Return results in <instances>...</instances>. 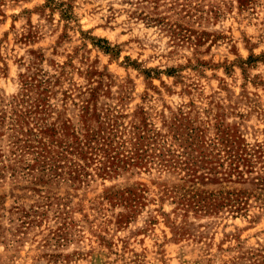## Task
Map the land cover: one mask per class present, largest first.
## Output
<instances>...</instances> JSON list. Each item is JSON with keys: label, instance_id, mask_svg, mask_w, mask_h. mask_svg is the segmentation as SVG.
<instances>
[{"label": "rangeland", "instance_id": "374dc122", "mask_svg": "<svg viewBox=\"0 0 264 264\" xmlns=\"http://www.w3.org/2000/svg\"><path fill=\"white\" fill-rule=\"evenodd\" d=\"M0 264H264V0H0Z\"/></svg>", "mask_w": 264, "mask_h": 264}]
</instances>
